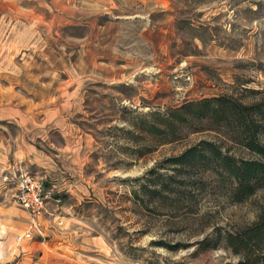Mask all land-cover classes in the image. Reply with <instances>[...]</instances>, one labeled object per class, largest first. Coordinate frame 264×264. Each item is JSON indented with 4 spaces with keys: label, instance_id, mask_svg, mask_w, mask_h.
<instances>
[{
    "label": "rangeland",
    "instance_id": "374dc122",
    "mask_svg": "<svg viewBox=\"0 0 264 264\" xmlns=\"http://www.w3.org/2000/svg\"><path fill=\"white\" fill-rule=\"evenodd\" d=\"M262 95L264 0H0V112L28 116L0 117V264H249L218 232L254 221L264 188L234 201L229 180L171 158L202 139L253 156L190 103ZM40 112H64L78 166L19 163L17 141L50 154L63 141ZM162 115L175 132L158 135ZM21 168L48 197L43 235L18 240Z\"/></svg>",
    "mask_w": 264,
    "mask_h": 264
},
{
    "label": "trees",
    "instance_id": "16d2710c",
    "mask_svg": "<svg viewBox=\"0 0 264 264\" xmlns=\"http://www.w3.org/2000/svg\"><path fill=\"white\" fill-rule=\"evenodd\" d=\"M190 105L201 106L200 112H191L196 117L213 116L221 126L227 127L234 142L248 150L253 156L243 157L222 151L221 145L214 140H200L196 145L185 149L171 158L179 166H201L211 169L231 183V197L234 201H242L253 195L258 189L264 188V95L254 101L243 102L227 96H213L191 102ZM198 108V109H199ZM160 124L154 125L158 135H167L166 127L175 132L174 120L160 116ZM175 119L186 120L184 112H179ZM167 120L168 123H167ZM165 183L163 178H158ZM153 182V180H152ZM150 180V183H152ZM153 187L156 182H153ZM165 185V184H164ZM156 187V186H155ZM163 188L143 190L151 195L160 194ZM151 189V190H149ZM235 254L241 256L249 264L264 263V202L259 208L257 217L250 224L235 230L218 232Z\"/></svg>",
    "mask_w": 264,
    "mask_h": 264
},
{
    "label": "crops",
    "instance_id": "0c3cea01",
    "mask_svg": "<svg viewBox=\"0 0 264 264\" xmlns=\"http://www.w3.org/2000/svg\"><path fill=\"white\" fill-rule=\"evenodd\" d=\"M9 113L11 114V112H0V117L9 118L12 115L15 118H20L19 120L22 123L28 121L27 119L28 116H26L25 112H14L11 115ZM28 113L33 118L35 115L38 116V114H36L37 112H28ZM40 113L41 114L43 113L47 118L45 122L46 121L49 123L53 122L48 127L49 131L52 129L56 130V132H58L62 136L63 141L62 143L55 145L54 148L55 150L52 151L53 152L52 154L41 151L40 149L37 148V146H35L32 143H25L23 140L17 141L18 143H16L14 155L17 158V160H19V163L20 164L23 163L24 166L29 164L38 168L43 166L45 167V171L50 176L56 175L55 170L57 169L56 166L57 160L61 162L60 166L67 167L68 165H71L68 159L75 158L76 161L73 162V166L74 167L78 166V162H77L78 152L79 150H82L83 142L82 141L79 142L76 135L75 137L73 136V130H72L73 128L70 125L64 124L65 122L64 118H62L61 120L59 119L56 120L57 117L62 116L64 112H40ZM57 121H59V123ZM31 122L36 123L37 121L32 120Z\"/></svg>",
    "mask_w": 264,
    "mask_h": 264
},
{
    "label": "built area",
    "instance_id": "2783aa9c",
    "mask_svg": "<svg viewBox=\"0 0 264 264\" xmlns=\"http://www.w3.org/2000/svg\"><path fill=\"white\" fill-rule=\"evenodd\" d=\"M13 195L15 201L29 215L28 226L21 234H18L17 239H31L35 236H42L43 228L40 217L42 212L45 211L48 197L42 178L36 173L21 168L17 175L16 189Z\"/></svg>",
    "mask_w": 264,
    "mask_h": 264
}]
</instances>
